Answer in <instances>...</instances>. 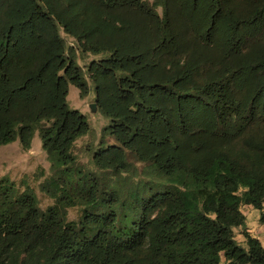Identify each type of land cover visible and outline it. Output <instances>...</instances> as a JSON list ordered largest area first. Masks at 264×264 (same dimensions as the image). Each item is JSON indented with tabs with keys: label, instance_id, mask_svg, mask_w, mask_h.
<instances>
[{
	"label": "trees",
	"instance_id": "16d2710c",
	"mask_svg": "<svg viewBox=\"0 0 264 264\" xmlns=\"http://www.w3.org/2000/svg\"><path fill=\"white\" fill-rule=\"evenodd\" d=\"M77 51L103 59L85 73ZM87 75L109 121L94 166L151 178L125 193L73 154ZM35 134L53 204L0 179V264H264L242 212L264 228V0H0V147Z\"/></svg>",
	"mask_w": 264,
	"mask_h": 264
},
{
	"label": "rangeland",
	"instance_id": "374dc122",
	"mask_svg": "<svg viewBox=\"0 0 264 264\" xmlns=\"http://www.w3.org/2000/svg\"><path fill=\"white\" fill-rule=\"evenodd\" d=\"M150 3L153 0H148ZM161 13V10H157ZM61 37L65 40L67 47H74L75 44L70 37L61 32ZM76 62L79 67L86 73L87 68L91 62H98L103 59V56H91V55H79L76 53ZM86 80L89 86V94L85 98L79 96V91L72 85L68 86V93L66 96V102L70 109L79 112L85 116L90 127V134L80 138L76 141L73 149V154L76 157L77 164L83 170L94 173L96 176L102 177L107 184H115L117 187L122 188V192H127L132 186H136L140 181L148 182L151 178L145 177L144 171L145 165L137 164L132 158H129V163L137 169V174L134 177L130 175H122L121 178L115 179L106 173H101L97 170L93 163V154L98 147V143L101 137V131L108 126L109 121L103 117L102 114L91 112L90 105L94 104L95 94L93 92V86L86 76ZM108 144H113L111 139L106 140ZM41 173H44L45 177L50 175L49 163L46 155L41 147V140L38 134L32 139L31 147L29 151H23L16 140L5 146L0 147V179L8 178L16 183H19L22 179L28 183L33 189L35 195L39 200V205L42 210L53 204V201L49 199L45 194L39 190V184L44 178H41ZM242 212L245 215V228L246 231L254 238H256L264 248V228L259 224L260 212L252 209L251 207H244ZM81 216L80 208H70L67 210L68 221L78 222ZM241 228L233 229V235L235 241L245 247V239L242 235Z\"/></svg>",
	"mask_w": 264,
	"mask_h": 264
},
{
	"label": "water",
	"instance_id": "95a60500",
	"mask_svg": "<svg viewBox=\"0 0 264 264\" xmlns=\"http://www.w3.org/2000/svg\"><path fill=\"white\" fill-rule=\"evenodd\" d=\"M90 109H91V112H92V113H95V112L97 111L96 103L90 105Z\"/></svg>",
	"mask_w": 264,
	"mask_h": 264
},
{
	"label": "crops",
	"instance_id": "0c3cea01",
	"mask_svg": "<svg viewBox=\"0 0 264 264\" xmlns=\"http://www.w3.org/2000/svg\"><path fill=\"white\" fill-rule=\"evenodd\" d=\"M246 208H248V207H246Z\"/></svg>",
	"mask_w": 264,
	"mask_h": 264
}]
</instances>
